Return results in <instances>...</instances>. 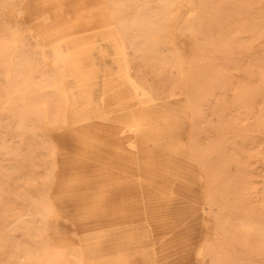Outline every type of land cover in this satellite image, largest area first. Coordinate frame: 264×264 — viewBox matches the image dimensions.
Listing matches in <instances>:
<instances>
[{
  "label": "rangeland",
  "instance_id": "rangeland-1",
  "mask_svg": "<svg viewBox=\"0 0 264 264\" xmlns=\"http://www.w3.org/2000/svg\"><path fill=\"white\" fill-rule=\"evenodd\" d=\"M82 2L0 0V264H264V0H191L177 16L161 0H103L111 31L132 26L146 93L96 37L94 87L65 126L48 42ZM88 29L70 27L65 49ZM39 87L48 122L17 102Z\"/></svg>",
  "mask_w": 264,
  "mask_h": 264
},
{
  "label": "bare ground",
  "instance_id": "bare-ground-1",
  "mask_svg": "<svg viewBox=\"0 0 264 264\" xmlns=\"http://www.w3.org/2000/svg\"><path fill=\"white\" fill-rule=\"evenodd\" d=\"M161 1L166 3L169 6V9L172 12L171 15H176V16H177V13L181 9L184 10V9L189 8V6H192L191 0H161ZM87 3L90 5H88ZM103 7H104L103 0H97V1L89 0V2L87 0H83L82 4L77 7L75 13H73L70 16V18H71L70 20L62 18L59 15L55 16L54 25L52 26V28L55 29L56 32H59V36L57 39H53L50 42H48V46L51 49V54L54 57L53 69L57 75L54 78V80H55L54 86L52 85L51 87L60 89L59 90L60 91L59 92L60 97L62 98V101L65 102V106L67 108L71 107L70 109H66L64 111H61L60 114L57 116V117L61 118V121H62V123L65 124V126L68 125L70 122L72 123V121L74 120V118H71V120L68 119L69 114H71V112H72V106L70 104L72 102L71 99L73 97H74V100L77 99L79 97V95H81L82 92H80V90L83 89L84 86H85L84 90H86L87 93L91 92V89H93V87H94L92 84V81H93L96 73L91 70V67L93 66V64L91 63L92 62L91 57H92V53L99 48L97 45V41H94V39L96 37L101 38L103 41H105V43L108 44V46H110L113 49L115 55L117 56L116 64L118 65L119 69L122 72L121 78L124 77V81L126 83L128 81L129 85L134 88V91L136 93H139V92L146 93L144 85L139 84L130 74L131 65H132L131 64V56L137 57V55H138V49L136 47H134L135 41H134V38H133L132 32H131L132 26L130 25V23H128L126 21L125 22L119 21L118 25H120L122 27V31L117 29V28H116V31H111L110 29H111L112 24H109L106 21H104L105 19L101 15V13L104 11ZM188 14H189V19H190L189 22L193 23V20L196 17L195 9L190 10ZM73 26L89 27V29L87 31H84V32H97V34L93 35V37H91V38H86V39H82V40L79 39L80 41L76 42L77 44L74 45L75 47L73 49H69V48L65 49V47H67L68 41L70 39L75 38V37L78 38L77 37L78 34H75V35H69L68 34V29L70 27H73ZM81 33H83V32H80L79 34H81ZM167 42L172 45L173 49L175 48L174 51L176 54L182 56L180 49L177 46H175L173 39L168 38ZM101 55H102V58L105 57V55H103V54H101ZM209 72H211V71H209ZM67 80H71V82H73V84L75 85L74 91L69 92L65 89L64 84L66 83ZM111 83H116L119 86H123L122 82H118L114 79L106 82L105 86H106V84L110 85ZM26 86L28 87V85H26ZM29 87H31V86H29ZM20 88H22V87H20ZM45 89H46L45 87H39L38 88L39 91L30 90V89L26 90L25 89L24 91L26 93V96L21 97V99L19 101L17 98L16 99H17V102L20 103V105L18 104L21 107L20 109H23L25 111L27 110L28 113H29V111H31L32 116L34 114L36 116V118H39V119H42V121L48 122L50 119L49 112L46 110L45 107L39 106L35 103V100L37 98L36 99L31 98V96H33V95H36V96L39 95L38 93L44 91ZM20 91L23 92V89L17 90V94L18 93L20 94ZM12 93H16V91H13ZM87 93H85V94H87ZM11 95H9V96H11ZM116 95L117 96H114V97H117V98L120 97L121 100H123V99L125 100L123 103L126 106V108L127 107L133 108V117L134 118L140 117L141 120L144 119L145 113H144V109L142 108V105L134 104V103H133L134 105H131V103L135 97H133L132 95H129V92L122 90L121 87H120V89ZM15 96H18V95H14L13 96L14 98L11 97L12 100L9 99L10 102L7 101V102H9L8 104L11 105L13 99H15ZM37 97H39V96H37ZM5 98H7V96ZM18 98H20V97H18ZM13 102H16V101H13ZM102 102L104 105L107 104V98L105 96V93H104V96L102 98ZM13 106L15 107V109ZM12 107H13V110L9 109L11 111V113H13V111L14 112L17 111L15 104L12 105ZM9 110L6 112L9 113ZM25 111H24V115L26 114ZM19 112H21V111H19ZM21 113L23 115V112H21ZM83 121H85V120H83ZM83 121H82V119H77V124L81 123ZM126 132L130 133L129 130H126ZM133 145H135V143H133ZM51 252H53V251H51ZM62 252L64 253L63 250H62ZM52 255H50V256H52ZM48 258L50 259V257H47V259ZM236 258H238V256ZM52 260L53 259L50 260V263H53V264L57 263L58 264V262H59V261H57V260H59L58 257L56 259L57 262H55L54 260H53V262H51ZM232 260H234V258ZM63 262L66 264H69L65 261V259L63 260ZM63 262L62 263L59 262V263L64 264ZM231 262L232 261H230V263ZM225 263L226 262H224V264ZM39 264H41V263H39Z\"/></svg>",
  "mask_w": 264,
  "mask_h": 264
}]
</instances>
